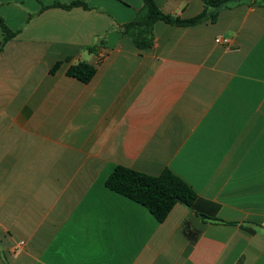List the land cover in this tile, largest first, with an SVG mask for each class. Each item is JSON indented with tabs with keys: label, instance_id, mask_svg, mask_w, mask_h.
<instances>
[{
	"label": "crops",
	"instance_id": "obj_1",
	"mask_svg": "<svg viewBox=\"0 0 264 264\" xmlns=\"http://www.w3.org/2000/svg\"><path fill=\"white\" fill-rule=\"evenodd\" d=\"M76 1L89 9L42 10ZM155 1L183 19L204 10ZM143 5L0 0L19 32L0 53V264H264V7L157 22L139 50L120 29ZM81 62L97 68L90 83L67 75ZM118 166L170 169L234 224L182 204L160 223L106 187Z\"/></svg>",
	"mask_w": 264,
	"mask_h": 264
},
{
	"label": "trees",
	"instance_id": "obj_2",
	"mask_svg": "<svg viewBox=\"0 0 264 264\" xmlns=\"http://www.w3.org/2000/svg\"><path fill=\"white\" fill-rule=\"evenodd\" d=\"M203 12L192 19H183L165 14L157 5L155 0H143V7L136 18L124 25L120 30L128 36L137 49L149 50L155 44V25L157 22H164L177 27L198 26L208 21H217L219 13L225 8H231L240 3H248L250 6L264 7V0H203ZM75 7H89L80 1L71 4L55 3L47 8H63L70 10ZM0 28L3 33V41L0 45V53L6 44L16 38L19 32L9 28L6 22L0 18ZM96 53L97 48L88 50ZM62 62H58L52 69V73L57 72ZM97 74V68L90 63L81 62L72 65L67 75L83 83H90ZM106 187L128 199L141 204L159 221L163 223L169 217L172 210L178 204H182L195 212L203 221L213 224L232 225L219 217L221 206L215 202L205 200L183 179L174 174L170 169H165L159 176H150L145 173L129 169L124 166L115 168L111 176L106 181ZM242 228L249 233H256L255 225L249 223L241 224Z\"/></svg>",
	"mask_w": 264,
	"mask_h": 264
},
{
	"label": "built area",
	"instance_id": "obj_3",
	"mask_svg": "<svg viewBox=\"0 0 264 264\" xmlns=\"http://www.w3.org/2000/svg\"><path fill=\"white\" fill-rule=\"evenodd\" d=\"M218 44H226V43H228V41L227 40H223V39H217V41H216ZM23 246L25 245L24 243H21Z\"/></svg>",
	"mask_w": 264,
	"mask_h": 264
}]
</instances>
